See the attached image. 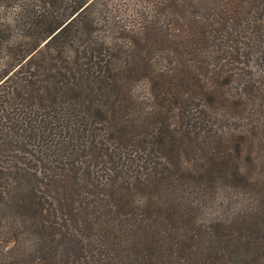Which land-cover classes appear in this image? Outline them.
Wrapping results in <instances>:
<instances>
[{
    "label": "trees",
    "instance_id": "16d2710c",
    "mask_svg": "<svg viewBox=\"0 0 264 264\" xmlns=\"http://www.w3.org/2000/svg\"><path fill=\"white\" fill-rule=\"evenodd\" d=\"M141 1L0 0L5 233L28 264H264V0Z\"/></svg>",
    "mask_w": 264,
    "mask_h": 264
},
{
    "label": "rangeland",
    "instance_id": "374dc122",
    "mask_svg": "<svg viewBox=\"0 0 264 264\" xmlns=\"http://www.w3.org/2000/svg\"><path fill=\"white\" fill-rule=\"evenodd\" d=\"M108 5L109 7L119 6L120 8L125 10L126 8L130 9L131 7L142 5V1L141 0H108ZM144 5L146 7L149 6L146 3H144ZM5 10H7L6 14L8 15L10 10L9 9H5ZM0 12H4V9H2V7H0ZM172 18L174 17L170 16L169 20L173 21L175 24V21ZM256 51H257L256 48H253L251 50V54L249 56V59L251 60V62L252 60H254L256 56ZM233 65H240V64L234 61ZM230 66L233 67L232 64ZM223 194H224V185L222 184L216 191V194H215L217 197L216 199L218 200V198H220ZM5 229H7V227L5 226V221L0 220V264H28L30 263L27 259L28 256L24 253L22 249L24 245L29 244L30 237L25 234H21L19 236V240L15 242L11 239L10 236H8V233H5Z\"/></svg>",
    "mask_w": 264,
    "mask_h": 264
}]
</instances>
